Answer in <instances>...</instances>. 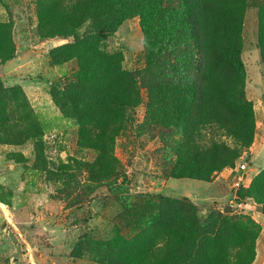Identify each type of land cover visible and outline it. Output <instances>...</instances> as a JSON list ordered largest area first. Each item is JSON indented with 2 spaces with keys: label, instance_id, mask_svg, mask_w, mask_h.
I'll use <instances>...</instances> for the list:
<instances>
[{
  "label": "trees",
  "instance_id": "16d2710c",
  "mask_svg": "<svg viewBox=\"0 0 264 264\" xmlns=\"http://www.w3.org/2000/svg\"><path fill=\"white\" fill-rule=\"evenodd\" d=\"M37 2V34L73 38L50 51L51 65L76 64L73 77L64 87L54 84L51 95L64 115L78 123L79 145L97 153L94 161L79 163L88 173V193L106 187L122 206L113 235L97 239L86 233L74 254L98 264H252L257 224L243 226L242 217L230 215V209L229 214L217 209L202 214L189 200L132 193L131 179L114 150L117 139L134 129L138 137L159 138L169 158L176 154L166 177L211 181L213 174L235 168L256 136L243 59L244 24L248 9L257 6L264 60V0ZM138 17L145 66L129 70L123 52L110 51L105 43L126 21ZM12 33L13 25L0 21L2 62L16 57ZM143 90L148 97L146 120L137 124ZM205 130L213 133L208 139ZM222 133L235 146L218 139ZM29 141L37 158L46 162L43 126L27 94L20 85L6 87L0 79V144ZM63 179L62 192H67L72 183ZM84 196L78 203L87 200L88 194ZM247 199L264 214V169L249 187L237 190L238 203ZM233 248H238L237 256L230 258Z\"/></svg>",
  "mask_w": 264,
  "mask_h": 264
},
{
  "label": "rangeland",
  "instance_id": "374dc122",
  "mask_svg": "<svg viewBox=\"0 0 264 264\" xmlns=\"http://www.w3.org/2000/svg\"><path fill=\"white\" fill-rule=\"evenodd\" d=\"M0 21L13 25L16 47L15 58L7 62L0 60V79L6 87L20 85L27 94L43 126L46 159L42 162L37 158L33 141L23 145L0 144V264H98L89 256H76L74 249L86 233L97 239L110 238L122 206L106 187L88 193V173L79 163L94 161L97 153L79 145L78 123L64 115L51 95L54 84L64 87L73 77L76 64L51 65L50 51L72 42L73 38L44 39L37 34V0H0ZM243 35L247 95L254 104L256 136L237 165L249 164L244 186L249 187L264 169V60L258 45L257 6L251 5L247 11ZM105 44L110 51L123 52L125 68L138 70L145 66L139 17L126 21ZM143 98L144 103L137 109V124L146 120V90ZM212 135L211 131H204L205 139ZM218 139L235 146L227 134H220ZM164 149L159 138H151L149 134L138 137L134 129L117 139L114 155L124 164L131 179V192L160 193L189 200L202 214L212 209L229 214L227 209H230V215L242 217L243 226L258 225L256 258L252 264H264V214L258 218L261 206L252 199L240 203L235 200L234 174L232 178L223 177L220 175L223 170L213 174L211 181L166 177L164 172L171 168L170 161L176 159V154L169 158ZM40 162L42 168L38 166ZM63 177L72 183L73 188L69 187L67 192H62ZM86 192L87 200L78 203V197H87ZM228 230L232 235L235 233L234 228ZM237 250H231L230 258L237 256Z\"/></svg>",
  "mask_w": 264,
  "mask_h": 264
},
{
  "label": "built area",
  "instance_id": "2783aa9c",
  "mask_svg": "<svg viewBox=\"0 0 264 264\" xmlns=\"http://www.w3.org/2000/svg\"><path fill=\"white\" fill-rule=\"evenodd\" d=\"M249 164L248 163H241L237 165L234 169L237 171L236 177L234 179V188L239 190L241 187L246 186L245 182L247 181L246 173L248 170ZM249 204H246L245 206H248ZM240 206H242L240 204Z\"/></svg>",
  "mask_w": 264,
  "mask_h": 264
},
{
  "label": "crops",
  "instance_id": "0c3cea01",
  "mask_svg": "<svg viewBox=\"0 0 264 264\" xmlns=\"http://www.w3.org/2000/svg\"><path fill=\"white\" fill-rule=\"evenodd\" d=\"M233 174H234V179H235L237 171L234 168H227L223 172L220 173V175H222L223 177H226V178H232ZM234 194L236 195V193H234ZM235 195H234V198H235ZM261 213L262 212H257V216H259L258 218H260V216H262Z\"/></svg>",
  "mask_w": 264,
  "mask_h": 264
}]
</instances>
